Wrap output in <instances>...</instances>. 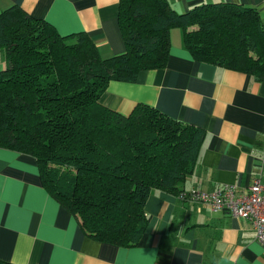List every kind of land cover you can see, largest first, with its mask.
<instances>
[{
    "label": "trees",
    "instance_id": "1",
    "mask_svg": "<svg viewBox=\"0 0 264 264\" xmlns=\"http://www.w3.org/2000/svg\"><path fill=\"white\" fill-rule=\"evenodd\" d=\"M118 22L125 51L103 57L84 32L60 35L18 5L0 12V147L35 158L43 186L86 235L131 246L151 190L177 193L205 132L147 104L111 109L100 100L107 84L164 67L174 27L194 59L259 79L264 28L257 10L228 2L177 12L168 0H119Z\"/></svg>",
    "mask_w": 264,
    "mask_h": 264
},
{
    "label": "crops",
    "instance_id": "2",
    "mask_svg": "<svg viewBox=\"0 0 264 264\" xmlns=\"http://www.w3.org/2000/svg\"><path fill=\"white\" fill-rule=\"evenodd\" d=\"M177 12L228 2L252 7L264 28V0H168ZM119 0H0L49 22L60 35L86 33L101 56L123 53ZM180 30H179V29ZM180 27L170 30L167 63L140 71L133 82L111 80L101 103L122 114L137 104L204 130L193 168L177 193L153 189L147 227L138 244L95 240L43 186L35 158L0 147V260L13 264H264V245L248 219L181 196L222 184L246 189L264 182V75L193 58ZM6 52L0 48V71Z\"/></svg>",
    "mask_w": 264,
    "mask_h": 264
},
{
    "label": "built area",
    "instance_id": "3",
    "mask_svg": "<svg viewBox=\"0 0 264 264\" xmlns=\"http://www.w3.org/2000/svg\"><path fill=\"white\" fill-rule=\"evenodd\" d=\"M195 203L208 205L214 211H226L233 216L248 219L256 240L264 245V182L254 178L244 190L233 184H222L211 191L192 189L181 194Z\"/></svg>",
    "mask_w": 264,
    "mask_h": 264
},
{
    "label": "rangeland",
    "instance_id": "4",
    "mask_svg": "<svg viewBox=\"0 0 264 264\" xmlns=\"http://www.w3.org/2000/svg\"><path fill=\"white\" fill-rule=\"evenodd\" d=\"M179 29V28H178ZM180 30V29H179Z\"/></svg>",
    "mask_w": 264,
    "mask_h": 264
}]
</instances>
